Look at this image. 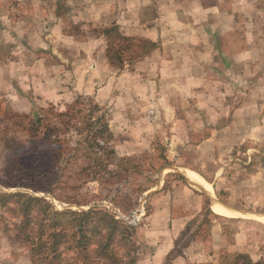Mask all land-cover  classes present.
I'll list each match as a JSON object with an SVG mask.
<instances>
[{
	"label": "rangeland",
	"instance_id": "374dc122",
	"mask_svg": "<svg viewBox=\"0 0 264 264\" xmlns=\"http://www.w3.org/2000/svg\"><path fill=\"white\" fill-rule=\"evenodd\" d=\"M31 1L0 0V264H34L22 200L1 198L15 193L109 211L134 229V264L164 246L161 264H264V0L233 8L261 43L260 66L231 69L226 83L225 68L198 67L190 49L168 52L155 71L163 83L141 92L134 64L156 43L94 23L80 0H47V18ZM112 25L132 41L104 36ZM168 194L183 227L159 225ZM211 200L236 213L217 214Z\"/></svg>",
	"mask_w": 264,
	"mask_h": 264
},
{
	"label": "crops",
	"instance_id": "0c3cea01",
	"mask_svg": "<svg viewBox=\"0 0 264 264\" xmlns=\"http://www.w3.org/2000/svg\"><path fill=\"white\" fill-rule=\"evenodd\" d=\"M46 1L32 0L34 6L31 13L36 17L37 14L40 15L42 6ZM80 1L88 9L87 16L94 23L105 26L112 20L116 25L122 26L126 36L144 38L157 44L143 60L134 64L136 71H133L132 80H136L134 83L137 85V92H141L143 86L153 89V86L156 87L157 84L163 83L156 81L155 71L159 68L165 69L168 67V59L165 58L168 52H172L181 59L182 56L179 55V52L182 53L190 49L195 54L192 61H195L198 67H205L206 63L204 62L210 61V64L214 67L225 68L226 83L229 82V79L233 80L237 77L235 73L231 76V69H247L253 63L257 62L259 65L262 61L261 43L250 41L249 22L246 17H242L234 11V9H237L240 0ZM47 2L52 3L51 0ZM241 4L242 8L245 9L247 4H244V0H241ZM42 14L39 18H47ZM257 15L256 19L259 23L264 20L262 9ZM239 19L244 20L245 28L238 29L236 27V22ZM256 26L258 25H255L254 32ZM184 60L189 61L190 58L184 57ZM187 65L192 67V63L185 66ZM142 72L145 74L140 75ZM242 72V75L237 74L245 79L247 74L244 70ZM213 74L211 75L212 81H218L219 74ZM220 78L223 79L224 76L221 75ZM137 95H142V93H137ZM158 95L163 94L159 93ZM172 197V195H169L167 207L160 211L163 221H160L159 225H165L168 221L167 218H169V222L173 226L183 227L184 221L178 220L180 215L176 218L172 217L173 214L178 213L176 208L180 206ZM155 227L157 226L153 225L151 230L158 235L161 234L159 229ZM167 244L168 240H166ZM162 249L166 251L163 252ZM162 249L155 252L152 258L144 261L145 264H161L162 259L170 250V246L168 249L165 246Z\"/></svg>",
	"mask_w": 264,
	"mask_h": 264
},
{
	"label": "trees",
	"instance_id": "16d2710c",
	"mask_svg": "<svg viewBox=\"0 0 264 264\" xmlns=\"http://www.w3.org/2000/svg\"><path fill=\"white\" fill-rule=\"evenodd\" d=\"M110 33L117 41H132L123 37L115 25L103 29L104 36ZM1 198L22 200L19 228L22 229V243L28 245L34 264L135 263L133 227L101 207L58 211L46 200L24 193L2 195Z\"/></svg>",
	"mask_w": 264,
	"mask_h": 264
},
{
	"label": "bare ground",
	"instance_id": "6f19581e",
	"mask_svg": "<svg viewBox=\"0 0 264 264\" xmlns=\"http://www.w3.org/2000/svg\"><path fill=\"white\" fill-rule=\"evenodd\" d=\"M188 183L191 185V187H193V189H196V182H195V180L194 179H192V178H189V180H188ZM219 207H221V208H219ZM213 209H214V211L217 213V214H219V215H224V216H229V213H232L233 214V212H231L230 210H228L227 208H225V207H223V206H221V205H218V204H215L214 206H213Z\"/></svg>",
	"mask_w": 264,
	"mask_h": 264
},
{
	"label": "water",
	"instance_id": "95a60500",
	"mask_svg": "<svg viewBox=\"0 0 264 264\" xmlns=\"http://www.w3.org/2000/svg\"><path fill=\"white\" fill-rule=\"evenodd\" d=\"M186 180V179H185ZM187 182V181H186ZM188 183V182H187ZM198 186V185H197ZM200 187V186H199ZM212 202H213V205H215V204H218V205H221V206H223V207H225V208H227L228 210H230L231 212H233V214H235L236 212L233 210V209H231V208H228L227 206H225V205H223V204H221L220 202H218V201H216V200H211Z\"/></svg>",
	"mask_w": 264,
	"mask_h": 264
},
{
	"label": "built area",
	"instance_id": "2783aa9c",
	"mask_svg": "<svg viewBox=\"0 0 264 264\" xmlns=\"http://www.w3.org/2000/svg\"><path fill=\"white\" fill-rule=\"evenodd\" d=\"M117 219H119L118 217H116ZM130 223L134 224L135 223V220L133 219Z\"/></svg>",
	"mask_w": 264,
	"mask_h": 264
}]
</instances>
